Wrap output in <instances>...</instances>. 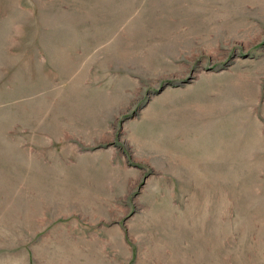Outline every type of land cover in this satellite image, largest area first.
Wrapping results in <instances>:
<instances>
[{"label":"rangeland","instance_id":"374dc122","mask_svg":"<svg viewBox=\"0 0 264 264\" xmlns=\"http://www.w3.org/2000/svg\"><path fill=\"white\" fill-rule=\"evenodd\" d=\"M0 264H264V0H0Z\"/></svg>","mask_w":264,"mask_h":264}]
</instances>
